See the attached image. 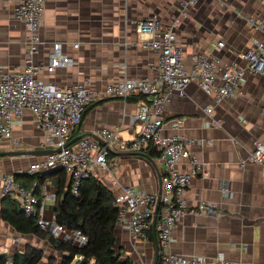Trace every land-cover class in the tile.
<instances>
[{
	"label": "crops",
	"instance_id": "0c3cea01",
	"mask_svg": "<svg viewBox=\"0 0 264 264\" xmlns=\"http://www.w3.org/2000/svg\"><path fill=\"white\" fill-rule=\"evenodd\" d=\"M21 1L0 0V73L23 68L28 35L22 22L13 19L14 8ZM151 17H157L163 27L170 26L177 17L174 33L185 70L191 67V56L195 54L214 58L218 69L230 64L241 66L240 55L254 43H264V34L247 23L248 19L264 21V0H198L184 17L178 15L177 0H49L44 5L38 32L42 43L34 61L46 64L52 45L60 44L61 54L69 63L53 71H41L39 80L60 86L82 83L92 93L101 94L105 86L123 78L153 77L156 56L140 45L148 37L135 29L138 21ZM218 41L224 46L216 50ZM142 103L146 100L98 96L85 110L71 138L96 136L98 130L118 127L117 138L131 141L140 126L130 125L129 117ZM206 107L211 110L208 115ZM263 107L264 79L250 74L245 75L232 98L219 104H213L195 84H190L182 98L170 95L163 106V134L178 133L196 141L189 149L190 156L207 173L205 178L192 179L185 189L186 207L192 210L201 203L211 205L199 214L188 212L182 217L171 234V253L199 257L205 264H216L217 259L264 264V166L249 160L255 143L264 145ZM172 120L178 121L176 130L170 128ZM11 130L10 140H0V152L49 150L43 146V132L29 111L14 121ZM44 155L0 157V178L11 174L26 189L36 184L37 196L41 185L55 195L60 169L26 173L28 166ZM106 162L107 168L96 170L92 177L107 187L113 200L121 196L124 187L156 196L161 191L164 170L152 149H111ZM178 169L188 171V161H181ZM39 176L44 177L41 183ZM68 182L64 174L62 183ZM2 197L0 183V206ZM53 203L46 200L47 213L53 212ZM115 235L122 258H129L132 264H152V233L147 241L133 242L117 226ZM27 245L53 255L46 243L16 233L0 218V254L11 255Z\"/></svg>",
	"mask_w": 264,
	"mask_h": 264
},
{
	"label": "built area",
	"instance_id": "2783aa9c",
	"mask_svg": "<svg viewBox=\"0 0 264 264\" xmlns=\"http://www.w3.org/2000/svg\"><path fill=\"white\" fill-rule=\"evenodd\" d=\"M47 1L49 0H23L14 8L13 19L22 22L27 31L25 43L28 49L21 70L0 73V140H10L12 124L22 118L24 111H29L43 132V146L59 151L46 154L31 163L26 173L34 175L39 171L60 169L69 178L74 195L83 180L90 178L96 170L107 168L109 150L143 152L152 149L164 170L160 179L161 194L155 224L158 264H205L202 258L176 255L169 249L171 234L182 217L188 212L199 214L211 205L201 203L192 210L186 207L183 199L185 189L192 179L205 178L207 173L190 156L189 149L196 141L178 133L163 134L162 109L170 100V95L176 94L182 98L190 84H195L213 104H219L236 94L245 75L261 76L264 79V43L256 42L241 54V66L230 64L218 69L214 58L208 59L195 54L191 56V67L185 70L182 52L174 33L177 17L173 18V23L168 27H163L157 17L143 19L136 23L135 29L139 35L148 37L140 45L155 54V75L150 78H123L115 84L105 86L101 94L92 93L86 84L60 86L43 83L38 78L43 70L53 71L69 63V59L61 54L60 44L52 45L46 64L34 61L42 43L38 32ZM123 1L126 3L127 0ZM197 1L177 0L179 17H184ZM247 23L253 30L264 34V21L248 19ZM77 46L73 45L74 48ZM223 46V42L218 41L215 48L219 50ZM137 94L145 95L146 103L140 104L138 112L129 117L130 125L140 126V131L133 140L118 139L117 127L113 130L101 129L95 133L105 143L104 146L87 137L65 147L73 131L80 125L85 110L98 96L126 100ZM210 111V108H205L207 115ZM262 112L264 113V107ZM169 124L172 130L178 127L177 120H172ZM183 160H187L189 165V170L185 172L178 169ZM249 160L264 166V145L256 142ZM240 166H244L243 163ZM0 183L2 195L15 199L24 217L33 220L41 231L75 247L86 244V237L79 231L65 229L57 224L53 212L47 213L45 202H54L55 195L47 193L45 186H40V194L37 196L34 192L36 184L26 189L11 174H4ZM156 203V195L138 194L133 189L124 187L121 196L113 203L117 208V226L124 229L133 242L147 241ZM216 264L242 263L217 259Z\"/></svg>",
	"mask_w": 264,
	"mask_h": 264
},
{
	"label": "trees",
	"instance_id": "16d2710c",
	"mask_svg": "<svg viewBox=\"0 0 264 264\" xmlns=\"http://www.w3.org/2000/svg\"><path fill=\"white\" fill-rule=\"evenodd\" d=\"M127 100H146V96L137 94ZM60 176L52 209L56 222L69 231H79L86 237V244L75 247L52 238L33 220L25 218L17 201L6 195L0 206L1 220L16 233L46 243L53 255L47 256L43 250L27 245L11 255L0 254V264H78L80 259L87 264H132L116 249L117 208L107 187L91 176L80 183L74 195L70 182L62 183L64 173L60 172ZM43 179L39 176L40 183Z\"/></svg>",
	"mask_w": 264,
	"mask_h": 264
},
{
	"label": "water",
	"instance_id": "95a60500",
	"mask_svg": "<svg viewBox=\"0 0 264 264\" xmlns=\"http://www.w3.org/2000/svg\"><path fill=\"white\" fill-rule=\"evenodd\" d=\"M93 139H95L99 144L105 145V143L98 138L97 136H91ZM85 138V135H79L76 137H73L69 140V142L66 143L65 147L70 146L71 144L75 143L76 141ZM59 150H44L39 152H25V151H9V152H0V157H22V156H28V155H34V154H50L53 152H58ZM122 155H128L130 153H118ZM161 191L157 194V203L154 209V216L152 219V225H151V233L155 241V251H154V258L152 261V264H158V255H157V239H156V233H155V224H156V216L159 208V198H160ZM78 264H87V261L80 259Z\"/></svg>",
	"mask_w": 264,
	"mask_h": 264
}]
</instances>
